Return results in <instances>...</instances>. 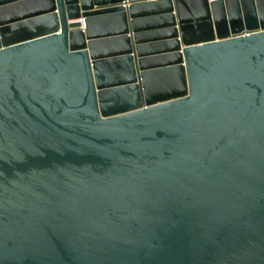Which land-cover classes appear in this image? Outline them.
Wrapping results in <instances>:
<instances>
[{"label": "water", "instance_id": "water-1", "mask_svg": "<svg viewBox=\"0 0 264 264\" xmlns=\"http://www.w3.org/2000/svg\"><path fill=\"white\" fill-rule=\"evenodd\" d=\"M0 264H264V0H0Z\"/></svg>", "mask_w": 264, "mask_h": 264}]
</instances>
